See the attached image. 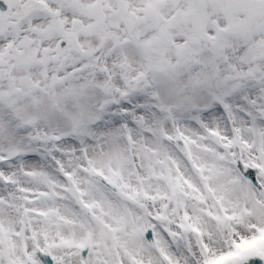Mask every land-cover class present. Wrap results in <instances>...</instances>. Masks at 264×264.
<instances>
[{"label": "snow or ice", "instance_id": "6c2138e0", "mask_svg": "<svg viewBox=\"0 0 264 264\" xmlns=\"http://www.w3.org/2000/svg\"><path fill=\"white\" fill-rule=\"evenodd\" d=\"M0 264H264V0H0Z\"/></svg>", "mask_w": 264, "mask_h": 264}]
</instances>
